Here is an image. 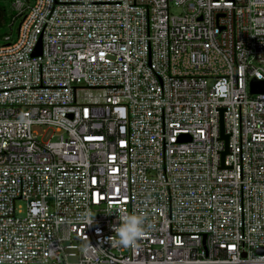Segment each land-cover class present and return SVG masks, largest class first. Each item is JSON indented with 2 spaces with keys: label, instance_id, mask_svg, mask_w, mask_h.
<instances>
[{
  "label": "built area",
  "instance_id": "obj_1",
  "mask_svg": "<svg viewBox=\"0 0 264 264\" xmlns=\"http://www.w3.org/2000/svg\"><path fill=\"white\" fill-rule=\"evenodd\" d=\"M13 5L0 264H264V0Z\"/></svg>",
  "mask_w": 264,
  "mask_h": 264
},
{
  "label": "clouds",
  "instance_id": "obj_2",
  "mask_svg": "<svg viewBox=\"0 0 264 264\" xmlns=\"http://www.w3.org/2000/svg\"><path fill=\"white\" fill-rule=\"evenodd\" d=\"M87 220V225L93 223V218ZM145 215L133 212L121 217L117 225L113 226V230L119 237V244L124 247H130L136 243L139 237L145 233Z\"/></svg>",
  "mask_w": 264,
  "mask_h": 264
},
{
  "label": "water",
  "instance_id": "obj_3",
  "mask_svg": "<svg viewBox=\"0 0 264 264\" xmlns=\"http://www.w3.org/2000/svg\"><path fill=\"white\" fill-rule=\"evenodd\" d=\"M40 53V43L34 51V54ZM252 93H264V82L252 79L250 82ZM220 139L224 141V150L221 152V167L223 166V158L227 152V136L224 134L222 117L220 118Z\"/></svg>",
  "mask_w": 264,
  "mask_h": 264
},
{
  "label": "trees",
  "instance_id": "obj_4",
  "mask_svg": "<svg viewBox=\"0 0 264 264\" xmlns=\"http://www.w3.org/2000/svg\"><path fill=\"white\" fill-rule=\"evenodd\" d=\"M18 17H20V15H18L14 9L8 12L7 9L0 4V30L5 29L4 32L0 33V37L3 38L6 34L10 33L12 25Z\"/></svg>",
  "mask_w": 264,
  "mask_h": 264
},
{
  "label": "rangeland",
  "instance_id": "obj_5",
  "mask_svg": "<svg viewBox=\"0 0 264 264\" xmlns=\"http://www.w3.org/2000/svg\"><path fill=\"white\" fill-rule=\"evenodd\" d=\"M32 1H33V0H26V2H27L28 4H30ZM13 2H14V0H0V4H2V5L7 9L8 12H10L11 9H13V7L15 8V6L13 5ZM173 12L176 13L177 11H173ZM19 22H20V17H18V18L14 21V23H13V25H12V28H11L10 33L12 34L13 37H14L15 34H16V30H17V26H18ZM4 30H5V29H1V30H0V33L4 32ZM2 43H3V39H2V37H0V44H2ZM22 214H23V213H22Z\"/></svg>",
  "mask_w": 264,
  "mask_h": 264
}]
</instances>
